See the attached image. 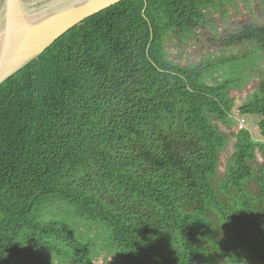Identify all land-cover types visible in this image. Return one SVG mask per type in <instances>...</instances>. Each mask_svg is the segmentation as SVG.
<instances>
[{"label":"trees","instance_id":"16d2710c","mask_svg":"<svg viewBox=\"0 0 264 264\" xmlns=\"http://www.w3.org/2000/svg\"><path fill=\"white\" fill-rule=\"evenodd\" d=\"M230 1L122 0L0 85V264H264V73L231 95L264 26L218 40L239 57L167 51Z\"/></svg>","mask_w":264,"mask_h":264},{"label":"water","instance_id":"95a60500","mask_svg":"<svg viewBox=\"0 0 264 264\" xmlns=\"http://www.w3.org/2000/svg\"><path fill=\"white\" fill-rule=\"evenodd\" d=\"M122 0H2L0 12V85L36 59L64 33Z\"/></svg>","mask_w":264,"mask_h":264},{"label":"rangeland","instance_id":"374dc122","mask_svg":"<svg viewBox=\"0 0 264 264\" xmlns=\"http://www.w3.org/2000/svg\"><path fill=\"white\" fill-rule=\"evenodd\" d=\"M32 4L34 9H39L46 0H25ZM2 0H0V12L2 10ZM39 6V7H37ZM257 24L264 26V0H233L228 2L225 7L217 11H210L206 18L205 26L195 32V39L185 40L180 42L178 37H173L167 42V51L169 58L181 66L191 65L208 59H224L236 55L237 57L247 52L248 45L241 44L237 47L220 46L219 39L229 34H234L241 31L244 26ZM242 59V58H241ZM232 63L218 70L211 82L221 81L230 76ZM243 77L249 79L245 85L237 86L238 90L233 89L231 95L236 98V107L244 104L249 96L257 89L259 78L252 75L264 73V63H258L255 66H249L245 62V66L241 64ZM236 108L234 109V111ZM235 117L240 122V126L250 128L254 136L257 137L259 129L257 126L258 118L240 117L236 112ZM224 132H230L224 125ZM223 163H225V154L222 155ZM86 236H95V231L92 227L84 229ZM105 250H101V255H105Z\"/></svg>","mask_w":264,"mask_h":264},{"label":"clouds","instance_id":"9594fccd","mask_svg":"<svg viewBox=\"0 0 264 264\" xmlns=\"http://www.w3.org/2000/svg\"><path fill=\"white\" fill-rule=\"evenodd\" d=\"M244 118V117H243Z\"/></svg>","mask_w":264,"mask_h":264}]
</instances>
